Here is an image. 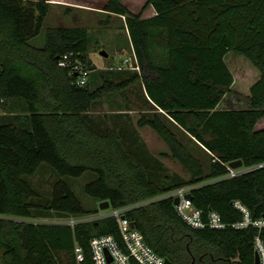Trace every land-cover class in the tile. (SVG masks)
Returning a JSON list of instances; mask_svg holds the SVG:
<instances>
[{
    "label": "trees",
    "instance_id": "16d2710c",
    "mask_svg": "<svg viewBox=\"0 0 264 264\" xmlns=\"http://www.w3.org/2000/svg\"><path fill=\"white\" fill-rule=\"evenodd\" d=\"M145 7L153 15L142 18L122 0L105 1L107 17L99 23L125 17L140 73L91 89L90 71L97 68L89 57L93 35L87 28H47L43 44L35 46L30 42L40 35L50 3L0 0V108L16 116L9 104L19 99L25 104V126L20 117L0 123V264H94L91 239L111 235L121 243L112 218L73 228L35 222V209L60 218L95 213L63 180H56L43 205H33L36 192L24 177L34 176L42 163L60 177L95 174L84 193L99 204L109 202L110 209L138 204L126 217L170 264H254L256 241L264 247V226L233 227L244 220L236 201L250 222L264 221V168L224 178L232 161L264 162V0H146ZM231 56L248 65L242 84L228 67ZM75 63L89 73L85 86L76 85ZM137 80L155 110L137 126L151 128L167 145L190 173L185 184L161 187L150 181L116 129L102 132L89 122L104 94ZM230 98L246 105L233 107ZM171 125L211 156L207 173ZM186 185L197 186L191 201L204 218L216 212L226 228L193 229L171 198H159Z\"/></svg>",
    "mask_w": 264,
    "mask_h": 264
},
{
    "label": "rangeland",
    "instance_id": "374dc122",
    "mask_svg": "<svg viewBox=\"0 0 264 264\" xmlns=\"http://www.w3.org/2000/svg\"><path fill=\"white\" fill-rule=\"evenodd\" d=\"M50 3V11L43 22L41 33L31 40V44H43V36L47 28L51 27H84L93 35V44L89 49V57L96 66L90 71L88 84L91 89L97 88L104 80L121 82L130 79L134 74H139L135 69L136 60L125 27V17L112 16L108 24H100L106 19L103 11L106 0H46ZM126 8L133 14H141L146 18L153 14L151 7H145L146 0H122ZM104 50V58L100 51ZM229 69L233 71L236 81H244L243 67L248 65L244 60L234 56L227 58ZM134 66V67H133ZM231 99L233 107L246 104L243 101ZM229 99V100H230ZM225 99L221 107L227 106ZM10 113H5L0 108V123H11L14 117H20V126H25V104L22 100H15L9 104ZM155 110L146 99L141 80H137L127 88L104 94L93 106L88 116L89 122L100 131L116 129L121 142L136 163L144 169L147 178L161 187H171L185 184L190 181V173L172 157L167 145L149 127H138L137 121L142 116L149 117ZM261 126V124H259ZM171 130L185 146L187 151L201 163L204 171H209L211 156L191 138L183 134L176 127ZM96 177L91 172H85L78 178L60 177L47 164L42 163L32 177H24L28 185L36 192V197L31 199L35 206L43 205L50 198L56 180H63L71 189L75 197L86 210L96 212L99 202L84 193V186ZM36 208V207H35ZM54 213L43 214L38 209L34 211V218L40 221L52 222L60 219Z\"/></svg>",
    "mask_w": 264,
    "mask_h": 264
},
{
    "label": "built area",
    "instance_id": "2783aa9c",
    "mask_svg": "<svg viewBox=\"0 0 264 264\" xmlns=\"http://www.w3.org/2000/svg\"><path fill=\"white\" fill-rule=\"evenodd\" d=\"M72 68L77 76L76 85L85 86L89 76L88 71L83 70L76 63ZM134 68L138 69L137 65H135ZM225 166L227 168V174L224 178H236L249 172L264 168V162L251 166H244L242 164V166L237 169L230 168L229 164H226ZM196 187V185L182 186L159 198H171L172 201L177 199L178 203L177 205H174L177 214L189 227L193 229L210 228L213 230H222L226 228V225L222 223L220 216L216 212L211 211L207 217L204 218L202 211L193 206L192 201L188 198V196L191 195V191ZM149 201L139 204L148 203ZM133 206H138V204L115 209L108 208L106 210H99L95 213L79 217L60 218L56 221H52L51 223L40 220L35 222L41 224L50 223L73 228L78 224L92 223L104 218H112L117 224L121 243H119L115 237L111 235L91 239L90 251L94 264H165L166 259L157 255L148 245H146L143 236L139 231L131 226L132 223L126 217V213ZM234 207L240 210L244 215L243 222L233 225L234 228H243L250 223L256 227L264 226V221L250 222L247 210L240 202H234ZM255 247L256 252L259 254L260 264H264V247L260 240L256 241ZM75 253L76 259L80 261L82 259L80 248L77 247L75 249Z\"/></svg>",
    "mask_w": 264,
    "mask_h": 264
},
{
    "label": "water",
    "instance_id": "95a60500",
    "mask_svg": "<svg viewBox=\"0 0 264 264\" xmlns=\"http://www.w3.org/2000/svg\"><path fill=\"white\" fill-rule=\"evenodd\" d=\"M99 55H101L104 58L107 57V53L105 51H101ZM242 164L243 163L241 160H235V161L230 162L229 166L232 169H237V168H240L242 166ZM188 198L191 199V195H189ZM177 203H178L177 199H174L173 205H177ZM109 207H110V205H109V202H107V201H103L99 204V210H106ZM131 226L134 227L133 224ZM165 264H170V262L168 260H166ZM254 264H260L259 254L257 252L255 253Z\"/></svg>",
    "mask_w": 264,
    "mask_h": 264
},
{
    "label": "crops",
    "instance_id": "0c3cea01",
    "mask_svg": "<svg viewBox=\"0 0 264 264\" xmlns=\"http://www.w3.org/2000/svg\"><path fill=\"white\" fill-rule=\"evenodd\" d=\"M153 15V14H152ZM151 16V15H150ZM149 17V16H148Z\"/></svg>",
    "mask_w": 264,
    "mask_h": 264
}]
</instances>
